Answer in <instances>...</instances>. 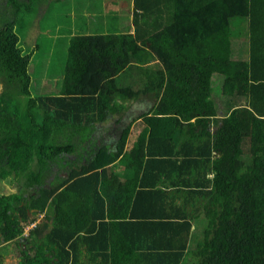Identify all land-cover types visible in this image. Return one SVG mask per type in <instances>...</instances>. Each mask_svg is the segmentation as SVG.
Listing matches in <instances>:
<instances>
[{"label": "trees", "instance_id": "16d2710c", "mask_svg": "<svg viewBox=\"0 0 264 264\" xmlns=\"http://www.w3.org/2000/svg\"><path fill=\"white\" fill-rule=\"evenodd\" d=\"M131 1L124 29L71 39L57 95L34 92L16 29L29 4H2L0 249L16 247L19 264H264V0ZM149 94L157 105L122 161L139 182L122 193L106 167L130 130L85 166L73 140ZM77 182L93 194L76 199ZM100 187L125 204L107 207Z\"/></svg>", "mask_w": 264, "mask_h": 264}, {"label": "crops", "instance_id": "0c3cea01", "mask_svg": "<svg viewBox=\"0 0 264 264\" xmlns=\"http://www.w3.org/2000/svg\"><path fill=\"white\" fill-rule=\"evenodd\" d=\"M128 0H113V2L115 3H110L108 2V0H98V3L101 4V7L97 8H92L89 7L88 4L85 2H83V4L81 5V7H79L78 9L80 10V12L78 13L77 11H72L70 13V17H71V27H70V35L68 38V41L65 43V48L66 51L69 49V45L71 42V39L77 34L78 35H92L95 31H102V32H108L110 27H109V23H111V25L113 24L114 27L113 29L115 30L117 27L115 26L116 23L119 24V26L121 28L124 29V25H125V19H121L119 16H121L122 12L125 11L127 16H129V14H132V6L131 3L132 1L129 0L130 3V8H125V3ZM111 7V9H114L113 12L114 16H106L105 18L101 19L103 22H105L103 25L104 28H97V25L95 27H93L94 22H96L100 15L104 12V11H108L109 10V6ZM102 6L104 7V9L102 8ZM117 9V10H116ZM77 13L78 15H80V18L83 19L82 24L78 25V18H77ZM45 15V13H44ZM126 16V19H127ZM116 17H118V20L116 19ZM111 18V20H110ZM101 21V22H102ZM118 29V28H117ZM96 33V32H95ZM102 34V33H100ZM32 43V42H31ZM33 45V52L32 55H34L35 52H38V48H39V44L38 42H34L32 43ZM67 62V60H66ZM66 62H65V66H66ZM64 73H65V67L62 71V74L57 77L59 78L58 81L56 82H50L47 81V83L45 84L46 87L47 85L51 84V88L49 92H47V94H53V95H57L62 87V79L64 78ZM136 73H139V70L135 71L133 74L129 75V76H125L124 73L123 77L124 79L120 78V84L121 85H125L126 82L128 83L127 85L129 86L130 82L129 79L131 78L132 80L134 79L133 77L135 75H137ZM62 78V79H61ZM61 79V81H60ZM61 84V86H60ZM132 89L135 91L140 90V88L142 87V84H140V81H138V83L132 82ZM53 87V88H52ZM43 91V90H42ZM157 102L153 100V97L151 94H149L148 97L146 96H140L132 101H129L126 103V108L125 112L121 115H118L112 119H107L106 121L103 122H96L95 124L92 125L91 128H88L83 134L82 138L79 136H77L78 138L75 137V139L73 140V142H75V146L77 149V153L76 154H82L83 158L81 160V165L80 166H85L86 165V158L89 157L88 155L90 153H92L93 157L95 156V151H97L98 149H105L108 153H115L118 151V147L120 144V141L122 139L123 133L126 130H130V135L124 150V153L120 156V159H118V161L116 163H114L113 165L107 166L106 168H108L109 173L112 175V173L117 174L120 177V183L122 186V193L126 192V188L132 186V184L139 182V179H131L128 180L132 177H128V174L126 173L127 171V167L125 164H123V160L126 157H128V154L133 146L134 143L136 142V140L138 139V137L140 136L141 132L144 130L145 128V123L143 121V116L145 115H149L152 110L156 107ZM221 116V115H220ZM194 122V121H193ZM67 141V140H66ZM76 158V156H71L70 157V161H75L74 159ZM67 163V162H66ZM74 163V162H73ZM71 163V164H73ZM72 166V165H71ZM74 167L73 169L77 170V171H82V167ZM70 167H68L67 169H60L59 170V174L61 177L63 178H69L70 175ZM57 170V168H56ZM99 174H101V170L98 169ZM91 172L82 175V177L85 178V176L90 175ZM134 176V175H133ZM78 178H76L77 180ZM111 176L109 178L108 181H110ZM143 183L146 184H150L149 186H151V183L153 182L152 179H142ZM74 190H75V194H79L76 199H79L81 196L86 195V194H93L92 192H90V188L91 185L89 184H84V182H77L75 183V185L73 186ZM115 189V185L113 187ZM118 189V188H117ZM99 193L100 195L105 199V203L106 206H109V202H116V204L120 207L121 205L125 204V201L122 200V198L117 197L116 196H111V194H109V188H104L102 189L101 187L99 188ZM116 191V189H115ZM112 197V198H111ZM94 202L92 200H89V206H93ZM122 207V206H121ZM123 209V208H122ZM113 213H118V209L114 210ZM43 216V215H42ZM42 216H38L37 217V222H39L42 219ZM117 214L115 215V218ZM114 219H110L109 222H115ZM28 230L26 229L25 234H28ZM14 250V247H12ZM12 249H5L2 248L0 249V254L2 255V261L4 262V264H19L20 259L18 258L17 253L14 251L13 252Z\"/></svg>", "mask_w": 264, "mask_h": 264}, {"label": "rangeland", "instance_id": "374dc122", "mask_svg": "<svg viewBox=\"0 0 264 264\" xmlns=\"http://www.w3.org/2000/svg\"><path fill=\"white\" fill-rule=\"evenodd\" d=\"M5 1L6 0H0V20H2V22L11 21L13 18V11L11 10L9 13V11L3 8L2 4H4ZM19 2H26V5L29 4L16 21V29H18V32L23 38V43L26 47L25 50L32 53V43L38 42L39 44L38 52H35L32 56L30 66L31 73L37 87L34 92L36 95L37 92H39V94H47V92L51 91V84L47 85V87L45 84L47 81H58L59 78L57 77L62 74L65 62L68 60V50L66 51L65 43L68 41L71 33L70 27L72 20L70 13L72 11H77L79 13L80 10L78 8L81 7L83 2H86L89 7L97 9L101 7V4L98 3V0H19ZM108 2L114 3L113 0H108ZM108 6L109 10L104 11L100 15L99 19L94 22L93 27L97 25L96 29L99 27L102 29L104 28L105 25L103 24L105 22L101 19L105 18L107 15L111 17L114 16V13H111L114 9H111L110 5ZM102 8L104 9L103 6ZM125 8H127L126 5ZM78 13L76 15L78 18L77 22L78 25H81L83 19L80 18ZM126 16V12L123 11L119 17L124 20ZM127 17H129L130 20L132 19L131 14ZM116 19L118 20V17H116ZM95 32L96 34L106 33L102 31ZM75 36H77V34ZM219 84V80H216L215 86ZM0 90H2L1 84ZM215 91L222 95L220 86L218 89L216 88ZM218 100V104H220V107L223 110L224 105L221 104L220 99ZM14 249L16 250V247H14Z\"/></svg>", "mask_w": 264, "mask_h": 264}]
</instances>
